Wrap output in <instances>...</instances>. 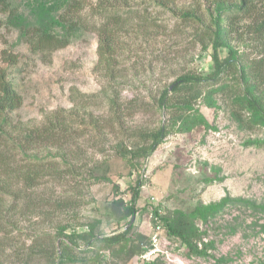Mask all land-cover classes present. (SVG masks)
<instances>
[{"label":"rangeland","instance_id":"obj_1","mask_svg":"<svg viewBox=\"0 0 264 264\" xmlns=\"http://www.w3.org/2000/svg\"><path fill=\"white\" fill-rule=\"evenodd\" d=\"M9 1L17 4L23 0ZM3 20L4 14L0 12V68L7 66L3 51L18 53V65L25 66L21 73L11 77L22 96L17 117L36 126L43 124L46 116L59 114L70 126V137L63 150H48L51 155L57 153L50 158L56 160L63 178L45 181L35 189L46 204L47 217L39 225L41 231L53 236L59 226L67 225L65 232L74 228L79 233L88 230L81 224L92 223L95 234L107 235L124 229L130 219L134 241L108 252L100 242L88 247L77 239L80 245L75 255L89 260L101 252L100 264H146L152 260L155 264H264V147L246 145L248 141L263 139L264 128L239 124L231 116L232 96L217 95L215 107H206L200 98L196 107L213 127L196 126L186 133L174 129L134 168H129L116 153L118 142L131 145L127 138L132 132L167 123L166 111L155 105L163 85L188 70L210 71L211 48H203L206 39L198 36L200 28L195 23L178 27L180 20L174 17L173 31L152 36L142 44L140 39L129 41L131 48L136 49L121 52L117 66L124 69L123 75L110 84L121 101H134L135 110L123 119L124 123L98 131L87 116L93 114L101 119L110 113L104 99V89L109 86L107 78L96 67L97 34L86 29L67 46L41 58L31 55L27 45L17 39V30L6 27ZM232 43L250 59L257 57V47L248 35ZM158 55L161 57L156 59ZM220 55L225 56L226 49ZM227 80L229 77L224 79ZM83 113L85 122L80 123L78 118ZM16 158L20 160L21 154ZM90 173L105 174L109 180L93 182ZM137 179L142 182L137 211L129 218L125 216L130 204L128 186H133ZM225 196L243 201L225 205L206 220H194L195 227L203 232L197 246L202 249L206 244V254H188L180 239L167 231L162 218L177 224L181 216L198 205L218 202ZM36 219L21 218L23 232H30ZM156 222H160L159 230L154 228ZM19 238L6 245L1 264H22L10 255L14 250L22 251L23 244L30 242L23 235ZM139 239L147 250L135 255L130 244ZM29 264L46 263L35 259Z\"/></svg>","mask_w":264,"mask_h":264},{"label":"trees","instance_id":"obj_2","mask_svg":"<svg viewBox=\"0 0 264 264\" xmlns=\"http://www.w3.org/2000/svg\"><path fill=\"white\" fill-rule=\"evenodd\" d=\"M0 12L4 14V25L17 30L19 42L27 45L31 55L41 58L67 46L86 29L97 34L96 67L107 78L109 86L104 89V99L110 113L101 119L93 114L87 116L98 131L124 123L123 119L135 110L134 101H121L118 91L110 84L123 75V68L117 66L121 52L129 53L136 49L135 46L131 48L129 41L140 39L142 44L149 42L152 36L173 31L174 17L180 20L178 27L193 22L200 28L198 36L206 39L203 48H211L210 71L188 70L162 86L155 105L157 109L166 111L167 123L132 132L127 138L131 145L116 144V153L129 168H134L139 159L151 155L174 129L186 133L196 126L212 128L196 107L200 98L206 107H215L217 95L232 96L231 116L248 128H264V0H23L17 4L0 0ZM162 15L166 17L161 18ZM244 35H248L257 47V57L250 59L232 43L233 40H242ZM222 49H226L225 56L220 55ZM161 56L165 54L161 53ZM2 58L7 66L0 68V264L4 261L6 245L19 241L20 235L30 242L26 246L23 244L22 251L14 250L10 255L22 264L35 259L46 264H81L86 261L100 264L101 252L93 254L89 260L75 255L80 245L77 239L88 247L100 242L108 252H115L127 242L134 241L133 224H129L128 219L124 229L107 235L95 234L92 223L81 224L88 230L79 233L74 228L65 232L67 225L59 226L53 236L41 231L39 225L47 217L46 204L35 189L45 181L63 178L56 160L50 158L57 153L51 155L48 150H63L70 137V126L59 114L46 116L45 122L36 126L19 119L16 110L22 103V96L11 77L21 73L25 66L18 65V53L3 51ZM226 77L229 80L224 81ZM81 101L85 105L82 98ZM72 115L76 117L75 113ZM82 117H85L84 113L78 118L80 123L85 122ZM246 145L264 147V137L248 141ZM41 150L48 152L42 154ZM18 153L22 157L20 160L16 158ZM90 178L93 182L109 180L105 174L90 173ZM141 186L139 179L133 186H128L130 204L125 216L129 218L137 211L136 201ZM113 187L118 188L117 184ZM241 201V198L225 196L218 202L198 205L181 216L177 224L162 218L163 224L170 235L179 238L186 246L188 254L203 256L206 244L199 249L196 243L203 232L198 231L193 221L206 220L225 205ZM245 204L254 207L251 202L246 201ZM153 209L156 214L157 208ZM32 216L37 217L31 224L33 228L28 230L30 232H23L20 219ZM13 231L17 234L11 233ZM141 241L130 244L135 255L147 250L146 246L140 245ZM146 264L155 262L152 260Z\"/></svg>","mask_w":264,"mask_h":264},{"label":"built area","instance_id":"obj_3","mask_svg":"<svg viewBox=\"0 0 264 264\" xmlns=\"http://www.w3.org/2000/svg\"><path fill=\"white\" fill-rule=\"evenodd\" d=\"M154 228H155V230H159L160 229V225L158 224V223H156L155 225H154ZM153 249V248H152ZM151 249V250H152Z\"/></svg>","mask_w":264,"mask_h":264},{"label":"water","instance_id":"obj_4","mask_svg":"<svg viewBox=\"0 0 264 264\" xmlns=\"http://www.w3.org/2000/svg\"><path fill=\"white\" fill-rule=\"evenodd\" d=\"M133 220V219H132Z\"/></svg>","mask_w":264,"mask_h":264}]
</instances>
